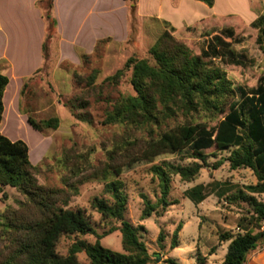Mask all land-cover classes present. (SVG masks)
<instances>
[{
	"label": "rangeland",
	"instance_id": "obj_1",
	"mask_svg": "<svg viewBox=\"0 0 264 264\" xmlns=\"http://www.w3.org/2000/svg\"><path fill=\"white\" fill-rule=\"evenodd\" d=\"M153 2L154 0H142L141 17L156 13L158 8ZM126 3L128 11L123 9V0H109V12L104 16H99L98 7L95 8L92 18L93 33L99 37H111L97 43L91 54L79 53L77 62L62 59L57 26L52 21L46 23L43 68L33 75L32 80L23 83L19 108L21 114L18 116L21 119L11 114L2 128V132L9 139L22 140L29 146L31 162L38 168L39 184L63 190V197L69 199L68 208L84 211L98 236L120 224L103 220L93 209L92 202L95 197L107 200H111V197L106 194L103 181L87 177L108 165L125 166L149 138L147 131H134L124 124H103L107 112L118 101L136 95L131 85V70L125 71L116 84L109 83L106 79L122 70L127 60L132 57L148 59L153 63L150 49L166 30L172 29L161 19H141L138 15V0H126ZM62 6L60 24L63 50L69 54L72 52L71 45L75 36L87 48L91 44L90 22L84 23V16L79 11L72 15L69 11L66 12V3H62ZM234 6L240 10L242 3L237 1ZM99 8L101 9L100 5ZM193 12H197L196 15H205V11L189 6L186 15L192 23L197 21ZM82 14L85 15L84 12ZM128 19L130 27L127 28ZM230 27L237 36L247 38L243 44L235 46L237 52L247 59V66H224L227 78L238 93L239 87L256 88L264 76V56L255 43L258 31L252 24L233 18L219 24L185 28L180 32L174 29L173 36L187 45L194 54L200 55L202 48L215 34ZM95 71L97 77L94 85L90 86L86 78ZM75 74L84 79L82 83L75 80ZM239 98L238 94L237 99ZM73 104L77 107L80 104V107L73 109ZM80 116L86 120L80 119ZM28 117L33 118L36 123L58 118L59 127L56 130L45 129L40 132L28 123ZM222 117L212 120L202 116L199 121L213 127ZM229 152H218L215 148L207 150V164L192 182L183 181L180 175L168 169L170 166L187 167L196 162L201 163L190 158L186 152L163 154L152 162L137 163L129 169H122L118 179L124 183L123 191L128 199L126 219L135 227L145 228L143 240L150 253L154 256L160 254L154 264H163V260L167 258L175 260L177 264H200L199 260L203 258H206V264H222L227 243L219 245V238L223 234L237 232L240 219L248 212L247 204L231 203L229 198L256 182V177L249 169L233 171L229 163L215 169V164L226 158ZM67 157L71 159L66 162ZM73 165H78L81 169L80 176L71 173ZM155 166L164 168L170 174L168 208L162 217L154 214L142 220L143 196L152 203H158L161 198L160 181L153 171ZM68 183L77 186V190H71ZM200 185L204 186L207 197L202 203L196 204L190 199L188 191ZM260 200L264 202V195ZM21 202H26V198L16 189L7 187L0 194V254L5 257L13 250L16 235L3 232L1 216L12 211L26 219L37 216L33 206H21ZM179 225H182L178 235L179 246L172 250V239ZM160 232L165 237L164 249L158 244ZM98 236H63L57 251L65 256L75 241L83 240L94 244L98 241ZM100 243L105 248L123 252L120 231L103 237ZM214 248V253L210 254ZM78 259L81 264H90L85 253L79 254Z\"/></svg>",
	"mask_w": 264,
	"mask_h": 264
},
{
	"label": "trees",
	"instance_id": "obj_2",
	"mask_svg": "<svg viewBox=\"0 0 264 264\" xmlns=\"http://www.w3.org/2000/svg\"><path fill=\"white\" fill-rule=\"evenodd\" d=\"M198 1L210 7L214 4L213 0ZM53 3L54 0H41L36 4L47 24L49 21L56 24ZM252 27L258 31L255 43L264 56V11L258 15ZM173 32V28L166 30L150 49L153 63L148 59L132 57L122 70L106 79L116 84L125 71L131 70V85L136 95L118 101L107 112L103 124H124L131 130L149 133L141 150L125 166L108 165L87 177L103 181L105 192L111 197V200L95 197L93 209L103 220L116 222L120 226L112 227L98 236L84 211L68 208L69 199L63 197V190L39 184L38 168L31 162L29 146L22 140L9 139L0 130V194L7 187L16 189L26 198L21 206H33L37 212V216L32 219L19 216L15 211L1 216L3 232L14 233L16 238L8 256L0 254V264H81L78 259L81 253H85L90 264L156 263L160 254L154 256L150 253L143 240L145 228L135 227L126 219L128 199L123 191L124 183L118 179L122 169H129L137 163L152 162L163 154L186 152L190 158L201 163L196 162L187 167L170 166L168 169L180 175L183 181L192 182L207 164L205 152L213 148L218 152L230 151L226 158L215 164V169L229 163L231 170L249 169L257 179L255 185H248L229 198L231 203L247 204V214L253 217L244 233L220 236V243L229 242L222 264H246L249 256L264 246V232L261 230L264 203L256 198L264 194V76L256 88L239 87L237 93L227 78L224 66H247V59L235 49L236 45L243 44L247 38L237 36L231 27L214 35L202 48L200 55L194 54L187 45L179 42ZM32 77L25 82L32 80ZM96 77V71L87 77L88 85H94ZM75 80L82 83L84 79L75 74ZM8 85L9 78L0 74V126L4 114L3 96ZM78 107L74 104L72 106L73 109ZM202 116L212 120L218 116L223 117L215 126L209 127L199 121ZM80 119L86 120L83 116ZM28 123L35 130L43 132L45 129H58L60 122L58 118H51L36 123L28 117ZM70 159L67 157L65 160L67 162ZM70 171L75 176L82 173L78 165H73ZM153 171L160 181L161 198L158 203H152L143 196L142 220L154 214L162 217L168 208L170 174L158 166ZM68 185L71 190H77V186ZM204 189L200 185L189 190L190 199L196 204L202 203L207 197ZM181 229L182 225H179L174 232L172 250L179 246L178 235ZM115 231H120L122 235L123 252L105 248L100 243V239ZM72 235H97L98 241L91 244L77 240L67 255H60L57 251L60 239ZM164 241V234L160 232L158 244L162 249ZM199 263L206 264V258L200 259ZM163 264L177 262L167 258Z\"/></svg>",
	"mask_w": 264,
	"mask_h": 264
},
{
	"label": "crops",
	"instance_id": "obj_3",
	"mask_svg": "<svg viewBox=\"0 0 264 264\" xmlns=\"http://www.w3.org/2000/svg\"><path fill=\"white\" fill-rule=\"evenodd\" d=\"M39 1L41 0H0V74L9 78V85L5 89L3 96L4 114L0 126L1 132L2 128L6 125L8 116L13 114L19 118L20 97L23 83L41 70L45 62L44 43L46 39V23L43 19L41 10L36 5ZM237 1L242 3V8L240 10H237L234 6V3ZM108 2L109 0H102L100 4V0H54L53 17L60 35V52L62 59H69L73 62H77L79 60V53L86 55L91 54L99 41L111 37L104 35L99 37L93 33L94 23L92 22L96 10L95 8L97 7L99 16L108 15ZM154 2L158 8L156 13L141 17L142 0H138L139 17L141 19L154 18L164 20L171 28L177 30V32L190 27L219 24L233 18L240 19L247 24H252L257 19L258 15L264 11V0H213L214 4L212 7L198 0H154ZM62 3H66L64 8L66 12L69 11L71 15L75 11H79L80 14L84 16V23H87V21L90 22L93 33V35L92 33L90 35L91 44L87 48L83 47L78 36H75L71 45L72 52L70 54L63 50L62 45L63 32L61 31L60 24V15L63 8ZM189 6L200 11H205V15H196L195 13L197 12H193L196 15L195 18L197 21L192 23V20L186 15V10ZM123 9L125 11L129 10L126 0H123ZM164 11L166 12L164 13ZM82 12H84L85 15H83ZM76 15L77 13H75V16ZM128 27H130L129 19L127 28ZM256 183L257 179L252 185ZM263 195L264 194L257 195L256 198L261 201L260 198ZM252 217V214H247L244 218H241L236 227L237 232H232V234L244 233ZM223 243H227L228 250L229 242ZM223 243H219V245ZM246 264H264V246L255 250L249 256Z\"/></svg>",
	"mask_w": 264,
	"mask_h": 264
},
{
	"label": "built area",
	"instance_id": "obj_4",
	"mask_svg": "<svg viewBox=\"0 0 264 264\" xmlns=\"http://www.w3.org/2000/svg\"><path fill=\"white\" fill-rule=\"evenodd\" d=\"M262 231L264 232V224H263V227H262Z\"/></svg>",
	"mask_w": 264,
	"mask_h": 264
}]
</instances>
